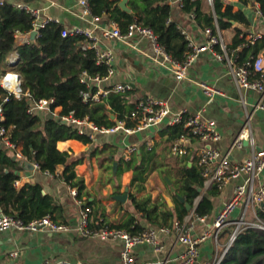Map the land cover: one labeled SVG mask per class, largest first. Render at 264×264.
<instances>
[{"label": "crops", "instance_id": "crops-1", "mask_svg": "<svg viewBox=\"0 0 264 264\" xmlns=\"http://www.w3.org/2000/svg\"><path fill=\"white\" fill-rule=\"evenodd\" d=\"M0 1H3L4 5L10 3L13 6L17 3H27L32 8L40 10L44 17L58 20V25L62 27H82L93 31L98 39L97 45L101 49H111L116 57L115 74L102 84L103 87L130 83L134 91L132 94L134 101L149 97L159 99L166 102L173 113L185 111L189 116L199 115L203 121L212 123L220 131L221 138L216 142L206 143L198 138L189 137V141L184 144L186 151L183 155L174 153L173 144L167 142V136H162L164 126H166L164 122L132 135H127L122 131L99 133L95 135L91 144H84L78 140L59 142L57 152L59 156L64 155L65 162L57 168L54 176L46 175L38 170L34 163H26V160H21L23 162L19 164V162L7 159L4 173L19 176L18 189L29 184L41 183L43 194L54 198L57 209L53 212L52 218H55V221L68 224L75 229L81 210L89 203L93 205V211L89 208L91 213L99 217L98 222L107 221L105 223L108 226L110 224L121 226L130 216H134L145 230L159 229L171 224V221H168L167 226H162L160 218L148 221L138 213L131 198L134 194L137 201L148 207L157 205L158 211H173L174 220L169 227L174 229V223L183 222L191 211L183 219H179L177 208L180 207L176 200L177 195L182 196V194L178 190V182L176 178L170 179L160 171H179L186 165L200 167L199 157L202 149L212 146L225 153L235 139L244 132L247 134H245L243 147L236 148L232 152L233 162H241L250 157L254 150L264 149V110L258 108V105H264V96L257 91L238 87L231 71L233 65L238 66L235 63V54L242 47L238 46L236 50H230L227 47L233 43L237 27L247 33L246 39L252 44L264 38V17L256 14L257 3L245 6L239 0L230 1L234 11L243 9L250 20L249 25L233 22L232 28L220 30L216 24L218 35L221 36L226 46L227 55L223 59L216 57L219 52L213 44L210 45L205 28H201L191 15L184 13L177 2L169 5L172 9V20L182 29L184 39L187 40V35L194 45L207 48L198 55L189 68L187 79L180 82L163 67H158L151 61L152 45L149 39L134 38L124 43L116 38L105 37L103 27H111L114 22L109 24L101 19L100 27H95L91 16L84 15L80 0ZM203 10L206 13H214L213 4L208 0H203ZM258 35L260 37L253 42L252 39ZM29 42L30 38L24 36L17 40L18 45ZM219 46L221 48V45ZM221 51L222 53L219 54H224L222 48ZM15 53L17 51L9 56L7 67ZM262 53L264 54V50L260 54ZM261 78L264 79V77ZM199 81L215 85L225 92V96L217 97L213 102H209L196 84ZM57 111L60 112L61 108ZM130 147H136V152L131 153ZM140 149H152L157 154V160L152 164L153 171L143 184L144 189L138 192L136 183L131 184L134 171L131 168L127 169L123 161H130L134 156L141 159ZM77 160L81 162L76 166V173L84 178L86 184L81 204L78 202L79 199L72 195L71 188L60 177L64 167ZM114 164L117 165L116 170ZM166 177L171 184L168 183ZM245 180V177L234 178L222 190L218 189L219 191L212 198L214 205L212 213L203 217L196 214L192 218L188 227L194 239L202 238L207 232L211 234L206 240L200 242L199 258L194 264L207 262L213 264L221 257H225L235 226L220 232L216 237L214 222L224 204L233 196L234 189ZM263 181L264 175L259 178L257 184ZM126 192L128 199L125 203L116 199L117 196L124 195ZM205 192L206 190L200 192L199 199ZM168 198L172 200V205L168 202ZM243 209L242 207L237 209L232 218L238 219ZM248 219H253L251 213ZM160 240L163 245L161 253H156L150 244L135 246L133 249L135 262L139 264H183L181 260L184 247L178 241L176 232L161 233ZM123 248L124 244L121 240H91L76 235L74 232L53 233L45 229L35 233L14 229L0 233V264H44L46 261L57 260H66L72 264H122Z\"/></svg>", "mask_w": 264, "mask_h": 264}, {"label": "trees", "instance_id": "trees-1", "mask_svg": "<svg viewBox=\"0 0 264 264\" xmlns=\"http://www.w3.org/2000/svg\"><path fill=\"white\" fill-rule=\"evenodd\" d=\"M232 0H214V13H206L203 10V1L183 0L182 11L194 16L201 28H211L215 35H218L216 24L220 30H226L235 24L249 25L250 20L242 10L234 11ZM121 0H89L90 12L94 17H99L107 23H116L123 33L127 32L133 22L151 28L158 36L159 42L165 46L168 53L179 61L183 62L191 53V48L184 39L182 29L172 20V9L167 0H129L130 12L120 7ZM229 2V3H228ZM245 6L258 4L264 12V0H239ZM63 27L49 23L41 30L38 37H32V18L24 11L16 9L12 4L5 3L0 7V77L7 68L8 57L17 51L19 60L14 69L22 77V88L24 94L20 100L8 97L0 85V106L3 108L5 122L3 127L7 131L8 138L18 146L25 157L26 163H36L42 172H50L55 175L57 168L65 162L64 155L57 152V144L68 140H78L84 144H91L94 140L90 128L86 133L81 134L79 127L72 123H64L58 116L73 113L77 119L88 118L97 128H110L118 121L124 122L127 127L138 128L142 124V116L135 118L131 113L135 110L140 99L134 101L131 90L128 93L111 92L99 103L83 101V93L88 91L87 83H82L86 73L88 78L96 76L105 77L108 75V66L105 63H98L96 53L93 49L83 50V45L88 39L83 35L67 37L62 39ZM233 43L227 46L228 49L236 50L235 60L238 66L252 62L264 50V38L251 43L246 39L247 33L242 29L235 28ZM16 31L29 34L30 42L18 45L14 37ZM219 53H222L219 44L214 45ZM252 79L262 77L261 73L251 69ZM86 79V78H85ZM93 92L97 91L94 87ZM55 99L52 105L54 111L60 107L58 116L51 118L45 112L36 111L29 113V109L35 102L41 99ZM111 116L115 117L111 119ZM162 131V136H167V142L174 143L182 137H193L184 123L174 126L167 125ZM97 136V135H96ZM144 150V152H143ZM141 159L134 156L130 161H123L127 169L134 171L132 185L136 183L137 191L144 189V183L149 174L153 171L152 164L157 160L155 151L140 149ZM13 160L21 162L14 155L0 146V208L2 214L14 216L25 223L47 215L52 216L57 209L55 200L50 195L43 194L41 183H34L24 186L21 189L16 187L19 180L17 174L4 173L6 161ZM23 162V161H22ZM21 162V163H22ZM81 162L77 160L67 164L60 177L70 187L78 191L77 198L82 200V193L86 189L84 178L76 173V166ZM170 179L176 178L178 190L192 207L199 217L212 213L214 205L212 198L219 191L217 186L206 190L201 199L198 189H204V178L201 167L187 165L179 171H160ZM133 204L138 213L142 214L148 221L160 218L161 225L167 226L168 221L172 225L174 220L173 211H158V206L147 205L136 200L131 195ZM176 203L179 219L187 216L190 210L185 203L178 198ZM84 208L93 211V205L89 204ZM258 214L264 219V211L258 210ZM53 217V216H52ZM93 218L95 227L101 225L99 217ZM55 219V218H54ZM107 223V221H105ZM160 225V226H161ZM167 226V227H169ZM110 227L122 228L131 234H137L145 230L134 216H130L121 226L111 225ZM220 264H264V231L245 228L237 236L225 257Z\"/></svg>", "mask_w": 264, "mask_h": 264}, {"label": "built area", "instance_id": "built-area-1", "mask_svg": "<svg viewBox=\"0 0 264 264\" xmlns=\"http://www.w3.org/2000/svg\"><path fill=\"white\" fill-rule=\"evenodd\" d=\"M208 1L213 4L214 0ZM167 2L170 6L173 5L174 2H177L180 8H183L184 6L183 0H167ZM80 4L84 9V15H90L95 27H100L99 22L101 19L99 17H94L91 14L89 0H80ZM3 5L4 2L0 1V7ZM14 7L18 10L24 11L32 18L31 34L36 33V37L40 35L41 30L44 29L49 23H59L58 20L52 17H44L40 10L32 8L27 3H17L14 5ZM255 12L257 15L264 17V12L259 8L258 5ZM192 17L194 18V16ZM167 22H172V16L169 17ZM205 32L209 37L210 45H221L224 54L217 53L216 57L223 59L224 56L227 55V51L221 36L215 35L211 28H206ZM78 35H83L88 39V43L83 45V50L93 49L96 53L98 63H105L108 66V75L105 77L96 76L93 78H88L86 73L84 74L86 79L82 78L81 81L82 83H87L89 90L83 93V101L86 103H99L111 92L128 93L131 91L132 85L130 83H118L112 85L111 87L102 86L104 82H107L115 74V53L111 49H101L97 45L98 39L91 30H87L82 27H63L61 32L62 39ZM103 35L108 38L119 39L124 43H127L128 40L134 38L149 39L152 45L151 61L154 63V65L163 67L168 73H171L177 81L180 82L187 79L189 68L194 63L198 55L207 49L206 47L194 45L186 35V38L189 41V47L191 48V53L186 57L185 61L179 62L175 60L170 53H168L165 46L159 42L158 36L151 28L143 26L137 22H133L125 33L121 31L117 24L113 23L111 27H103ZM23 36L27 38L29 37V34H23L20 31H16L14 34L16 40H20ZM259 37L260 35L255 36L252 41L254 42ZM26 42H28V40ZM18 60L19 54L17 52L12 55L5 73L0 77V85L7 93L5 100H8V97H14L15 99L20 100L24 94V90L22 88V77L20 73L14 69V65ZM252 68H254L255 72L261 73L262 77H264L263 53L257 56L252 62H247L241 66L233 65L231 71L233 78L239 88L254 90L264 96V79H252ZM196 84L208 98L209 102H213L217 97L225 96V92L223 90L209 82L199 81ZM94 87L97 88V91L95 92L91 90ZM54 103L55 99L53 98L38 100L29 109V113L33 114L36 111H40L43 113L45 112L49 116H58L60 112L57 110L60 109V107H56L53 111L52 105ZM258 108L264 110V105L260 104L258 105ZM131 115L134 117L138 115L142 116V124L138 128L127 127L124 122L118 121L110 128L103 127L99 129L93 123H91L88 118L77 119L74 117L73 113L58 117L64 123H72L77 125L81 134L86 133L87 129L90 128L92 137H94V134H108L118 131H122L127 135H132L148 127L161 125L164 122L170 126L184 123L185 128L189 129V132L193 137L198 138L206 143L216 142L221 138L220 131L217 130L212 123L203 121L199 115L189 116L185 111L173 113L167 103L159 99L151 97L140 99ZM166 120L167 122H165ZM4 122V111L0 106V146L4 150L8 151L9 155L12 153V155H14L16 158L25 161L22 150H20V148L12 143L8 138L7 131L3 127ZM245 134L247 133L244 132L238 136L227 152L223 153L212 146H208L202 149L199 157V166L202 168V176L204 178L203 191L208 190L213 186H217L218 189L222 190L232 179L238 177L246 178L242 184H239L234 189L233 196L228 202L224 204L214 222V227L217 231L216 237L219 236L220 232L235 226L231 233L226 253L243 229L253 228L264 231V219L258 214V210L262 209L264 211V181L263 183L259 182V185L257 184L259 178L264 175V149L257 151L254 150L250 157L244 159L241 162H233L231 159L232 152L236 148L241 149L243 147ZM188 141V137H182L181 139L177 140V142L173 145V152L178 155L185 154L186 149H184V144ZM129 149L131 153H135L137 150L136 147H130ZM34 164L36 168L40 170V166L36 163ZM44 173L48 176H54L48 171ZM15 185L17 187V182ZM70 191L72 195L77 198V189L71 188ZM78 202L81 204V200ZM240 207L244 208L242 215L238 219H233V213L236 212ZM195 209V207H192L191 213L185 218L183 222H175L174 229L170 227H160L159 229L150 228L149 230H145L137 234H131L122 228L110 227L105 222H99L101 223V226L96 228L93 225L91 211L89 208H84L81 210L80 219L75 229L70 227L68 224L55 221L50 215L34 219L29 223H25L14 216L2 214L0 216V233L12 231L14 229L35 233L39 230L45 229L53 233L74 232L76 235L91 240H121L124 244L122 251V264H139L135 262L133 257V249L135 246L140 244H150L156 253H161L163 250V245L160 240V234H170L174 231L176 232L178 241L184 247V253L181 260L182 263L194 264L199 258L200 242L206 240L208 236L211 235L209 232H207L202 238L198 239H194L191 236L188 225L192 221V218L196 215ZM250 213L253 217L252 220L248 219ZM223 258L224 256L213 264H220ZM44 264L72 263L66 260H57L46 261ZM205 264L212 263L207 262Z\"/></svg>", "mask_w": 264, "mask_h": 264}, {"label": "water", "instance_id": "water-1", "mask_svg": "<svg viewBox=\"0 0 264 264\" xmlns=\"http://www.w3.org/2000/svg\"><path fill=\"white\" fill-rule=\"evenodd\" d=\"M127 4H128V0H122V1L120 2V7H121L124 11H126V12H130V9L128 8ZM32 37H33V38L36 37V33H32ZM50 117L53 118L54 115H50ZM111 119H114V116H111ZM116 166H117V165L114 164V169H115V170H116ZM166 180L168 181L169 184H171L167 177H166ZM172 191H174V188H172ZM198 191L201 192L202 189L200 188V189H198ZM177 196H178V199H179L181 202L185 203L187 209L191 211V210H192V206H191L188 202H186V199H185L184 197L180 196V195H177ZM116 199H117L118 201H120V202H124V203H125L126 200L128 199V193L126 192L124 195L117 196ZM167 200H168V202L172 205V203H173L172 200H171L170 198H168ZM1 215H2V210H1V208H0V216H1Z\"/></svg>", "mask_w": 264, "mask_h": 264}]
</instances>
